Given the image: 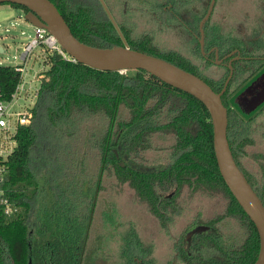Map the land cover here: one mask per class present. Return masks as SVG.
I'll list each match as a JSON object with an SVG mask.
<instances>
[{
    "label": "trees",
    "instance_id": "obj_1",
    "mask_svg": "<svg viewBox=\"0 0 264 264\" xmlns=\"http://www.w3.org/2000/svg\"><path fill=\"white\" fill-rule=\"evenodd\" d=\"M50 1L58 7L56 0ZM2 4L27 11L18 4ZM60 13L79 41L96 47L123 45L119 38L105 43L103 37L83 35L88 28L84 13H67L62 9ZM128 47L191 72L178 54L160 52L151 45ZM46 65L30 106V120L18 128L16 145L6 161L3 186L10 190L8 195L19 211L11 216L0 211V264H81L89 232L88 210L76 209L74 216L70 205L67 208L61 205L53 166L61 164L63 158L56 153L61 146L69 150L70 157L72 147L69 142H62L64 136L75 140L76 132L88 117L103 122L101 135L96 134L92 139L97 143L98 175L109 172L118 182L127 183L163 221L164 209L176 205V198L185 185L192 190L222 193L227 198L223 216L239 219L245 226L246 236L241 244L223 251L222 259L212 264L254 263L259 249L256 228L219 173L210 115L198 99L140 69L133 75L102 71L66 60L55 52L47 56ZM18 81L19 73L12 66L0 65L3 99L10 98ZM164 108L168 119L161 123L155 121ZM123 110L128 114L124 119ZM246 120L249 118L240 117L228 108L227 139L236 164L264 203V172L257 179L240 163L246 146L251 143ZM153 132L174 136L171 159L164 167L154 170L137 168L128 157L146 148ZM39 176H45L44 182L41 183ZM168 187H173L174 194L162 195L161 190ZM100 188L95 189L89 202L83 195V202L94 206V197ZM78 203L81 206L82 201Z\"/></svg>",
    "mask_w": 264,
    "mask_h": 264
},
{
    "label": "rangeland",
    "instance_id": "obj_2",
    "mask_svg": "<svg viewBox=\"0 0 264 264\" xmlns=\"http://www.w3.org/2000/svg\"><path fill=\"white\" fill-rule=\"evenodd\" d=\"M23 14L22 9L11 5L0 8V65L12 66L21 62L23 44L34 36L33 26L24 20ZM41 48L38 46L34 49L26 61V91H21L12 104L13 111L28 108L34 103V93L39 87V80L34 79L32 75H37L47 68L43 62ZM166 50L159 49L160 52ZM119 72L133 75L135 70ZM29 92L31 94L27 98ZM121 113L123 119L128 117L126 110ZM239 114L243 118H249L246 120L247 132L251 139L240 158V163L247 172L259 179L264 172V107L251 116ZM168 116L164 108L155 121L165 122ZM102 124L98 118L88 117L76 132L75 140L64 136L62 142L70 143L72 154L67 156L69 150L61 146L60 150L56 151L59 157L63 158L59 164L61 168L57 163L53 166L61 205L65 208L70 205L74 216L76 209L88 208L86 201L83 202L81 197L85 195L89 202L95 189L101 187L94 197V210L88 232L89 242L83 264H121L123 262H118V254L122 248L125 249L124 264H132L130 259L134 255H144L139 250L140 245H143L144 249L141 250L145 253L146 249L151 250V264H164L172 257L168 246L170 239L181 237L188 228L205 223L215 227L226 247L234 248L243 242L246 236L245 226L237 218L223 216L227 198L222 193L192 190L185 185L176 198V205L167 206L169 209L164 210L165 214L170 216L164 224L163 219L154 215L127 183L118 182L109 172L98 175L99 155L97 143L92 139L96 134L101 135ZM61 133L64 135L63 131ZM173 142L172 134L153 132L148 137V146L130 154L128 160L143 170L164 167L171 159ZM43 178L40 179L41 183L44 182ZM161 193L172 196L173 187L161 190ZM78 201H82L81 206H78Z\"/></svg>",
    "mask_w": 264,
    "mask_h": 264
},
{
    "label": "flooded vegetation",
    "instance_id": "obj_3",
    "mask_svg": "<svg viewBox=\"0 0 264 264\" xmlns=\"http://www.w3.org/2000/svg\"><path fill=\"white\" fill-rule=\"evenodd\" d=\"M56 3L59 12L62 9L67 13H84L83 20L88 23L85 36L103 37L105 43L119 38L123 45H151L153 49H167L166 52L180 55L191 73L221 93L227 110H234L240 117L239 113L251 116L264 107V0H56ZM87 210L90 222L94 206H88ZM169 217L164 215V224ZM88 242L89 239L81 264ZM168 246L172 257L164 264H212L222 259L223 251L230 250L222 244L215 227L206 223L188 228L181 237L171 238ZM140 248L144 249L143 245ZM141 249L144 255H134L131 263L151 264V250L146 249L145 253ZM124 251L122 248L118 254L121 264Z\"/></svg>",
    "mask_w": 264,
    "mask_h": 264
},
{
    "label": "water",
    "instance_id": "obj_4",
    "mask_svg": "<svg viewBox=\"0 0 264 264\" xmlns=\"http://www.w3.org/2000/svg\"><path fill=\"white\" fill-rule=\"evenodd\" d=\"M27 8L23 18L31 26L47 29L60 46L75 59L102 71L144 70L166 84L198 99L208 110L212 124L213 150L219 173L240 207L254 224L259 249L253 264H264V204L236 164L227 139V108L221 93L203 79L162 58L127 45L96 47L79 41L57 7L50 0H0ZM2 51V49L0 48Z\"/></svg>",
    "mask_w": 264,
    "mask_h": 264
},
{
    "label": "built area",
    "instance_id": "obj_5",
    "mask_svg": "<svg viewBox=\"0 0 264 264\" xmlns=\"http://www.w3.org/2000/svg\"><path fill=\"white\" fill-rule=\"evenodd\" d=\"M33 30L34 36L23 44V51L20 54L21 62L12 65L14 70L19 73V81L9 99L2 98L0 86V211L6 216L14 215L19 211V206L8 195L10 190L4 188L3 184L4 175L7 170L6 161L16 145L15 134L21 125L29 122L31 116L30 106L16 111L11 109L12 104L17 100L20 92L26 91L25 83H27L26 77L28 76L26 61L38 46L42 47V58L45 64L47 56L53 52L59 54L66 60L75 61L73 57L66 53L56 38L47 29L33 26ZM41 72L37 75H32L33 78L40 81ZM37 89L35 90L34 96L37 93ZM30 94V92L27 94V98L30 97Z\"/></svg>",
    "mask_w": 264,
    "mask_h": 264
},
{
    "label": "crops",
    "instance_id": "obj_6",
    "mask_svg": "<svg viewBox=\"0 0 264 264\" xmlns=\"http://www.w3.org/2000/svg\"><path fill=\"white\" fill-rule=\"evenodd\" d=\"M4 6H10V5H0V8H3ZM39 83H40V81H39Z\"/></svg>",
    "mask_w": 264,
    "mask_h": 264
}]
</instances>
